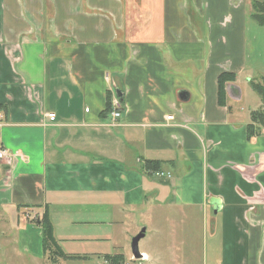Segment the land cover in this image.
<instances>
[{
	"label": "crops",
	"instance_id": "0c3cea01",
	"mask_svg": "<svg viewBox=\"0 0 264 264\" xmlns=\"http://www.w3.org/2000/svg\"><path fill=\"white\" fill-rule=\"evenodd\" d=\"M252 1L0 0V221L21 251L45 256L35 214L59 242L61 223L97 240L111 210H143L183 264H264V128L250 138L234 105L256 74Z\"/></svg>",
	"mask_w": 264,
	"mask_h": 264
},
{
	"label": "rangeland",
	"instance_id": "374dc122",
	"mask_svg": "<svg viewBox=\"0 0 264 264\" xmlns=\"http://www.w3.org/2000/svg\"><path fill=\"white\" fill-rule=\"evenodd\" d=\"M249 41L253 46V55H258L255 59L253 57V63L255 62V81L263 83L264 81V26H260L253 19L249 26ZM254 39V41H253ZM258 63L256 64V62ZM243 89L244 98L242 102L235 103L241 107L242 112L249 114L250 111H264V105L260 96L251 88V85L243 78V82L240 86ZM251 114V113H250ZM142 213V214H141ZM109 218H105V221H110V227L104 228L102 234H99L98 238L88 240L90 235H86L85 228L73 229L78 230V233H74L71 237H62L65 235L67 227L64 223H61L57 227V236H59V245L63 251L73 259H57V264H150L146 262L147 258L134 259L132 256V240L136 237L142 229L146 226L149 227V237L143 239L140 244L141 250L144 248L149 251H155L158 258L156 264H183L184 257L181 247V251L177 252V257H174V250L172 251V243L167 236L165 241H160L159 237L151 236L152 232V219L151 215H145L143 210L135 212V215L125 213L121 211H110ZM43 218L40 214L32 216L33 223ZM95 218H89L85 216L81 219V222H90ZM0 221V264H54L51 259V255L47 253L44 257L33 259L28 254L21 251L20 245L17 241V232H9L7 234L4 231ZM67 233V232H66ZM4 234V235H3ZM109 234V239L107 235ZM68 235V233H67ZM79 235L80 237H76ZM105 235V236H102ZM74 240H72V239ZM155 255V254H154ZM109 256V257H108ZM115 258V259H113ZM122 258V259H119ZM192 259V258H191ZM197 263V260H194ZM152 264V263H151ZM154 264V263H153Z\"/></svg>",
	"mask_w": 264,
	"mask_h": 264
},
{
	"label": "trees",
	"instance_id": "16d2710c",
	"mask_svg": "<svg viewBox=\"0 0 264 264\" xmlns=\"http://www.w3.org/2000/svg\"><path fill=\"white\" fill-rule=\"evenodd\" d=\"M253 13L252 17L254 21L260 26H264V0H253L252 1ZM236 76L234 74L223 73L219 76L218 84H219V102L221 105H224V101L226 98V86L228 83L235 82ZM251 88L260 96L263 105H264V81L263 83L257 82L255 80L250 81ZM106 112L110 114L111 112V100L109 98ZM251 116V124L248 125V136L254 137L260 134L261 129L264 128V111H253L250 114ZM147 169H158L157 164L153 162L146 163ZM42 229L43 236V250L44 255L49 253L51 255L52 262L57 264V259H73V257H69L61 248L58 241L54 236V229L51 223L49 213L46 211L43 215V218L36 221L35 223ZM109 257V256H108ZM115 259V258H113ZM122 259V258H119Z\"/></svg>",
	"mask_w": 264,
	"mask_h": 264
},
{
	"label": "built area",
	"instance_id": "2783aa9c",
	"mask_svg": "<svg viewBox=\"0 0 264 264\" xmlns=\"http://www.w3.org/2000/svg\"><path fill=\"white\" fill-rule=\"evenodd\" d=\"M113 93H114L113 94L114 96L111 100V112H110L112 120H111L110 126H116L117 121L121 118L123 111H124V107L121 102V99L117 96L115 92ZM6 157H7V152L3 150L2 148H0V159L2 160V159H5Z\"/></svg>",
	"mask_w": 264,
	"mask_h": 264
},
{
	"label": "water",
	"instance_id": "95a60500",
	"mask_svg": "<svg viewBox=\"0 0 264 264\" xmlns=\"http://www.w3.org/2000/svg\"><path fill=\"white\" fill-rule=\"evenodd\" d=\"M118 96L121 98L122 94L118 92ZM144 237H145V229H142V231L132 240L131 249H132V254H133L134 259L138 260V259L143 258V255L141 254L139 250V242Z\"/></svg>",
	"mask_w": 264,
	"mask_h": 264
}]
</instances>
